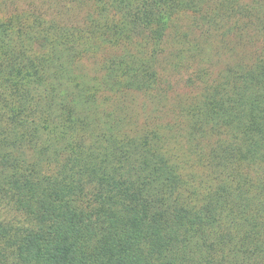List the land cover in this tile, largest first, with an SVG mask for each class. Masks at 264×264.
Masks as SVG:
<instances>
[{"label":"trees","instance_id":"trees-1","mask_svg":"<svg viewBox=\"0 0 264 264\" xmlns=\"http://www.w3.org/2000/svg\"><path fill=\"white\" fill-rule=\"evenodd\" d=\"M0 264H264V0H0Z\"/></svg>","mask_w":264,"mask_h":264}]
</instances>
